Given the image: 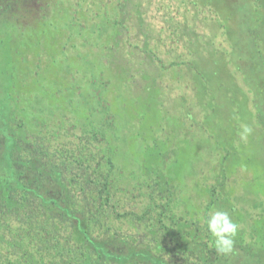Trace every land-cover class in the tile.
Listing matches in <instances>:
<instances>
[{
  "label": "rangeland",
  "instance_id": "1",
  "mask_svg": "<svg viewBox=\"0 0 264 264\" xmlns=\"http://www.w3.org/2000/svg\"><path fill=\"white\" fill-rule=\"evenodd\" d=\"M261 55L264 0H0V264H83L86 233L149 255L131 264H204L210 209L264 264ZM213 84L243 118L211 116Z\"/></svg>",
  "mask_w": 264,
  "mask_h": 264
},
{
  "label": "trees",
  "instance_id": "2",
  "mask_svg": "<svg viewBox=\"0 0 264 264\" xmlns=\"http://www.w3.org/2000/svg\"><path fill=\"white\" fill-rule=\"evenodd\" d=\"M251 13H252L251 16H249L250 19L253 18L254 16H259L255 12L254 13L251 12ZM251 30H252V32L248 33L247 36H248V38L250 37L252 39V36L256 32V29L251 28ZM261 56L263 59L264 55H261ZM2 64H3V59H2ZM2 64L0 67H2ZM199 67L202 68L201 70L203 72H205L204 75L207 76V72H206L207 70L206 69H209L211 67L209 60H206L205 63H203V61H202L199 64ZM211 68H213V69L209 73V76H211V77L216 76L217 73L218 74L220 73L221 67L217 66V68H216V67L212 66ZM252 70L257 71V75H255V74H254V76L251 75L252 80L254 81V83L256 85L255 89H254V93L260 99H264V72H263L264 69L261 71L260 69H258V67L255 69H253V67H252ZM215 86L216 85L213 84L212 88H211V89H213V91L215 90L214 91L215 95L212 94L213 95L212 97H214V98L217 97V100L214 104L215 105L214 108H212V111H211L212 115L211 116L213 117L215 115L218 116L219 114H221L222 116L223 115L229 116V121L235 120L236 109L232 110V108H231V105L234 102L235 105L238 107L237 108V113H238L237 115H239V116H237V117L239 119L243 118L245 113L242 110V107H243L245 101H244V98H242L243 101L241 103V100H240L239 94H238L239 92L237 90H235L234 88H232V91H227V90L221 91V88H217V86L216 87ZM232 87H234V86H232ZM225 91H226V94H230L229 97L224 96ZM222 93H224V94L222 95ZM232 95L235 99L232 97ZM5 101H3V104H5L4 103ZM211 104H213V103H211ZM216 127L220 128V126H216ZM229 128H231V124L229 125ZM263 135H264V133H263ZM6 140H8V139H6ZM263 140H264V138H263ZM2 144H4L3 147L5 149H7L5 142H2ZM222 144H225V143L222 142ZM257 158H258V156H257ZM260 161L263 162L262 159H260ZM6 177H8V176H6ZM6 177L2 176V178L0 179V185L3 184L4 188H8L9 184H10V183H8V181H6ZM15 186L18 189L24 187L20 183H18L17 181L15 182ZM9 188L12 190H16V188H14L13 186H10ZM218 202H220V201H218ZM228 212L230 214L231 209H229ZM84 241H85L84 247L81 248L82 250L80 251L81 252L80 255L83 258L81 262L83 264H105L106 262L107 263L111 262V263H116V264H131V262H133V261H139V260L143 259L142 258L143 256H149L144 251L134 252V251H131L132 249L128 250V254H126V255L119 254V253L111 250L109 247L104 246L100 242L92 240L91 237L89 236V234H87V233L84 235ZM209 254H210V256H214V257H212L208 261H205L204 264H245L242 261L237 260L238 256H237L235 250H233V252L229 255L230 257H228V259L225 258V255H221V254L217 253L216 251H212V252L209 251ZM219 255H220V257H217ZM222 256H224V257H222Z\"/></svg>",
  "mask_w": 264,
  "mask_h": 264
},
{
  "label": "clouds",
  "instance_id": "3",
  "mask_svg": "<svg viewBox=\"0 0 264 264\" xmlns=\"http://www.w3.org/2000/svg\"><path fill=\"white\" fill-rule=\"evenodd\" d=\"M252 131L250 126L242 124L241 138L246 139ZM202 222L212 237L215 251L221 255L231 254L234 250L235 238L240 225L233 220L227 211L216 209H210Z\"/></svg>",
  "mask_w": 264,
  "mask_h": 264
}]
</instances>
